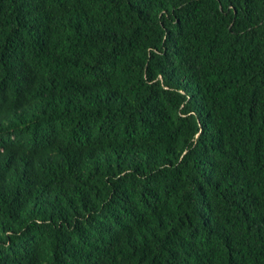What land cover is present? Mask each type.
<instances>
[{"label":"trees","instance_id":"1","mask_svg":"<svg viewBox=\"0 0 264 264\" xmlns=\"http://www.w3.org/2000/svg\"><path fill=\"white\" fill-rule=\"evenodd\" d=\"M0 264H264V0H0Z\"/></svg>","mask_w":264,"mask_h":264}]
</instances>
